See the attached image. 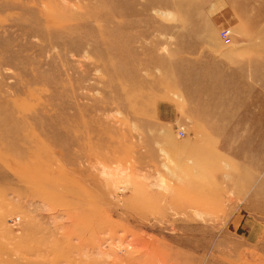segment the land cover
Returning <instances> with one entry per match:
<instances>
[{"label":"rangeland","instance_id":"rangeland-1","mask_svg":"<svg viewBox=\"0 0 264 264\" xmlns=\"http://www.w3.org/2000/svg\"><path fill=\"white\" fill-rule=\"evenodd\" d=\"M263 124L264 0H0V264H264Z\"/></svg>","mask_w":264,"mask_h":264},{"label":"crops","instance_id":"crops-1","mask_svg":"<svg viewBox=\"0 0 264 264\" xmlns=\"http://www.w3.org/2000/svg\"><path fill=\"white\" fill-rule=\"evenodd\" d=\"M258 126V125H256ZM264 126V124H263ZM236 127V126H232ZM257 130L256 127L250 126L248 129H230V131ZM247 151L243 152L246 156H237L238 161V180L239 192L264 191V139L248 141ZM263 194V193H262ZM264 205V203H263Z\"/></svg>","mask_w":264,"mask_h":264},{"label":"built area","instance_id":"built-area-1","mask_svg":"<svg viewBox=\"0 0 264 264\" xmlns=\"http://www.w3.org/2000/svg\"><path fill=\"white\" fill-rule=\"evenodd\" d=\"M230 39H231V33L229 30L221 33V40L224 41L226 44L231 42ZM182 134H184V132H182Z\"/></svg>","mask_w":264,"mask_h":264}]
</instances>
